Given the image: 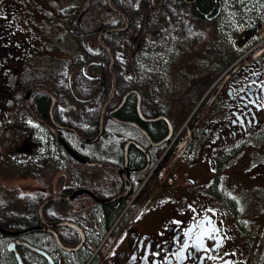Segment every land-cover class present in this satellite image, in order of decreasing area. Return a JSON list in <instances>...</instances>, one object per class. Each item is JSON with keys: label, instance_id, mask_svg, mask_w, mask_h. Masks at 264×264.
Segmentation results:
<instances>
[{"label": "flooded vegetation", "instance_id": "flooded-vegetation-1", "mask_svg": "<svg viewBox=\"0 0 264 264\" xmlns=\"http://www.w3.org/2000/svg\"><path fill=\"white\" fill-rule=\"evenodd\" d=\"M111 1L122 11L144 8L140 33L130 24L99 35L123 24L108 12L106 23L79 39L73 9L84 0H0V90L13 77L15 90L0 96V121L19 105L26 115L18 128L3 129L1 142L10 146L0 145V165L24 149L20 140L36 144L37 134L65 156L49 180L30 176L36 183L28 193L6 189L11 201L0 200V213L15 207L18 216L0 217V229L15 233H0L7 238L0 257L10 255L12 264H264V0H222L218 14L203 18L193 1L151 3L158 23L170 7L179 30L196 39L177 44L171 64L155 66L144 63L147 47L162 43L142 33L152 20L144 0ZM65 28L69 38L61 36ZM213 33L221 42L214 61L207 58ZM64 42L70 50L62 55ZM30 75L33 83L19 89ZM33 88L40 91L26 98ZM38 95L47 99L45 114ZM60 139L107 167L75 162Z\"/></svg>", "mask_w": 264, "mask_h": 264}, {"label": "rangeland", "instance_id": "rangeland-1", "mask_svg": "<svg viewBox=\"0 0 264 264\" xmlns=\"http://www.w3.org/2000/svg\"><path fill=\"white\" fill-rule=\"evenodd\" d=\"M64 5L70 4V0H62ZM72 3L74 4L75 0H71ZM86 1V0H84ZM233 5L235 4V0H231ZM81 7L78 6L77 8H74L73 10L78 11L81 13L82 9ZM78 9V10H77ZM75 14V13H73ZM19 19L23 21L26 19V14L24 15L19 14ZM83 20V19H82ZM84 21V20H83ZM88 23H90V19H88ZM95 23V21H94ZM82 27V24H80ZM91 28H94V24L90 26H87V29L90 30ZM69 28H65V33H61V36L65 35L69 38ZM59 34V33H58ZM214 38L213 41H211L212 46L210 47L211 53L209 54L210 57H207L208 59L212 58V61L215 59H218V50L220 49L221 42L217 41L215 33H213ZM79 37V39H83L82 36L78 33H75ZM57 36V35H55ZM78 41V39L76 38ZM67 44L66 42L62 43L60 45V50H58V53H64L66 54V51L68 52L70 48L66 47ZM229 48H233V43H229L227 46ZM43 63H37L36 65H41ZM179 65V64H178ZM27 72L23 74L25 76ZM40 74V73H39ZM14 79V77H13ZM13 79L8 80V84L6 87L1 88L0 90V96L1 97H6L8 95L14 94L15 90L11 85L13 84ZM23 81V79H22ZM21 81V82H22ZM24 83H27V85H21L19 89L26 90L29 86L33 83V76H27V79L24 81ZM29 83V84H28ZM18 91V90H17ZM21 93L22 91H18ZM22 106H18V109L15 108V110L12 109L11 114H9V117L4 118V121H0V145L2 146H10L7 145V143H2V131L4 128H18L21 126L24 122H26V115L23 109H21ZM6 120H8L6 122ZM36 138H34L36 144H30L31 142L26 143L23 139V144L22 141L20 140L18 145L23 146V150H15L12 151L5 156L2 157V165H0V200H7L9 198V195L7 192L3 190V184L6 187V189L9 190H18L19 192L22 193H28L31 191V189H28V187H31L33 184L36 182L31 179L30 176H35V177H45L46 179L49 180L51 174L54 173V170L52 168L54 167V164L58 161H64L65 156L63 154V151L61 148L52 140L50 139L47 135H41L37 134L35 135ZM5 139V138H4ZM48 164V165H47ZM47 165V166H46ZM46 166V167H45ZM83 168V167H80ZM87 169V168H84ZM29 173V174H28ZM58 178V176H57ZM4 182H3V180ZM42 186V185H40ZM15 207H11L10 209L6 210V212H1L0 217L6 219H10L15 213V217L18 216V212L14 211ZM13 219V218H12Z\"/></svg>", "mask_w": 264, "mask_h": 264}, {"label": "trees", "instance_id": "trees-1", "mask_svg": "<svg viewBox=\"0 0 264 264\" xmlns=\"http://www.w3.org/2000/svg\"><path fill=\"white\" fill-rule=\"evenodd\" d=\"M166 1H174V0H144L145 2V7L147 8V13L149 15V19H152L149 22V26L151 27V30H145L142 31V33H150L152 34V38L150 39V41L148 43H162L160 45V48H151V47H147V51L148 53L145 55V64L149 65V66H155V65H160L161 60H173L174 55L172 54L174 49L176 48V44H180V47L182 48V45L186 44H190L193 40V34L190 31L187 30H182L176 26V24H178L177 22L174 23V21L176 20L177 16L174 14V10L170 7H166V9H170L165 10V15L163 16L165 19H168L167 22L165 23H158L156 21V19H158L160 16L156 14V12H150L149 13V9L150 8V4L154 3V2H166ZM178 2L182 0H177ZM187 1H193V5L192 7L198 11L197 15L198 17H205L207 16V14L209 12L213 13L214 15L218 14L220 12V7L222 6V0H187ZM92 5H94V8L91 7ZM84 8V17L82 20V29L83 30H87V26H88V17H93L94 15L97 18V23H99L100 25H103L104 23L107 22V16H105V13H113L111 12L106 4H105V0H89L87 4H85ZM156 9V8H155ZM144 8L142 7H138L135 8L133 4L130 5V7L125 8V12L128 14L129 18L131 20H133L132 22V27H130V32L131 33H140L141 32V18H142V12H143ZM183 12H185V10H182ZM115 14V13H113ZM116 18H118L117 20H119V17L117 14ZM180 17H186V14H180ZM87 21V22H86ZM120 21V20H119ZM87 24V25H86ZM129 30L126 31V33L122 34V35H115L116 38L118 39L119 37H126V35H128ZM196 40V39H195ZM139 41H143V40H139ZM162 49L163 51V58L161 55L157 54V50ZM164 65H166V63L164 62ZM38 107L39 110H41L42 113L45 114L46 112V107H47V99L42 96V95H38ZM79 145V144H78ZM79 146H83V145H79ZM111 207V206H110ZM108 208V207H105ZM106 214V218L113 220L115 215L113 214V212H105ZM0 239L2 242L7 241V238H5L4 236L0 235ZM1 242V243H2ZM2 251H7L5 247H1L0 248V252ZM3 256V260L0 257V261L1 264H12V259L9 255V257L2 255ZM3 262V263H2Z\"/></svg>", "mask_w": 264, "mask_h": 264}, {"label": "water", "instance_id": "water-1", "mask_svg": "<svg viewBox=\"0 0 264 264\" xmlns=\"http://www.w3.org/2000/svg\"><path fill=\"white\" fill-rule=\"evenodd\" d=\"M106 2H107V5H108V7L111 9V10H113V11H115V12H117V13H119L122 17H123V21H124V25L122 26V27H119V28H106V29H104V30H101V32H100V34L99 35H102V34H104V33H106V32H111V31H123V30H125L127 27H128V25H129V20H128V18H127V16L125 15V13L121 10V9H119V8H116V7H114L113 5H112V3H111V0H106ZM100 37V36H99ZM111 55V54H110ZM110 66H112V64L110 65ZM35 91H40L39 89H37V88H35V89H32V90H30L29 91V93L26 95V98H27V96L31 93V92H35ZM26 106L28 107V110H29V113L31 114V116L33 117V118H35L36 120H38L37 118H36V116L34 115V113L32 112V110L30 109V107L28 106V104H26ZM38 122H41L42 123V121H40V120H38ZM101 125H102V118L99 120V130H101ZM76 134H77V132L75 131V130H73ZM78 135V134H77ZM78 137L80 138V140L83 142V143H91V142H93V140H85V139H83L82 137H80L79 135H78ZM60 142H61V144L63 145V147L66 149V151L75 159V160H77L78 162H80V163H84V164H87V165H94V166H106L107 167V165H104V164H100V163H97V162H91V161H87V160H85V159H83V158H81V157H79V156H77L64 142H63V140H61L60 139ZM45 203V201L43 202V204ZM33 230V228H29V229H25L24 231H23V233H26V232H29V231H32ZM0 233L1 234H3V235H7V236H12V235H14L15 233H12V232H7V231H5V230H1L0 229ZM10 249H12V248H10Z\"/></svg>", "mask_w": 264, "mask_h": 264}]
</instances>
